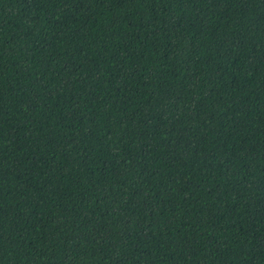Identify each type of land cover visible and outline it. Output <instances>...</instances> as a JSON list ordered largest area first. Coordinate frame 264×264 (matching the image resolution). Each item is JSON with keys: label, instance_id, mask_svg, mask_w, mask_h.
Segmentation results:
<instances>
[{"label": "trees", "instance_id": "trees-1", "mask_svg": "<svg viewBox=\"0 0 264 264\" xmlns=\"http://www.w3.org/2000/svg\"><path fill=\"white\" fill-rule=\"evenodd\" d=\"M0 264H264V0H0Z\"/></svg>", "mask_w": 264, "mask_h": 264}]
</instances>
